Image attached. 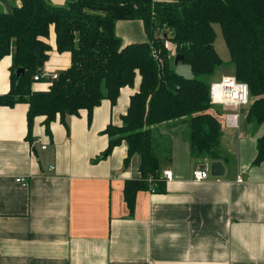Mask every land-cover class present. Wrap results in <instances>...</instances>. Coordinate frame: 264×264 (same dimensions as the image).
Returning <instances> with one entry per match:
<instances>
[{"label": "crops", "instance_id": "obj_1", "mask_svg": "<svg viewBox=\"0 0 264 264\" xmlns=\"http://www.w3.org/2000/svg\"><path fill=\"white\" fill-rule=\"evenodd\" d=\"M19 6L20 0H0V12ZM114 32L123 45L147 41L138 19L116 21ZM53 36L46 41V75L70 66V54L57 52ZM10 66L9 56L1 59L0 96L10 89ZM139 84L136 76L114 106L103 100L90 118L81 111L63 124L57 116L50 134L43 116L28 132L27 104L0 106V264H264V162H254L264 126L247 122L248 106L238 128L222 125L221 177L210 175L215 160L191 155L186 120L156 127L158 174L170 171L172 179L161 178L162 192L138 191L132 209L124 185L139 175L135 158L123 167L126 144L95 161L108 145L103 131L121 124ZM49 86L39 82L32 90ZM212 111L223 112L219 105ZM201 169L209 177L194 181Z\"/></svg>", "mask_w": 264, "mask_h": 264}, {"label": "trees", "instance_id": "obj_2", "mask_svg": "<svg viewBox=\"0 0 264 264\" xmlns=\"http://www.w3.org/2000/svg\"><path fill=\"white\" fill-rule=\"evenodd\" d=\"M133 19L143 22L147 41L123 45L115 23ZM214 25L220 28L232 76L247 85L253 99L246 120L264 126V0H66L63 6L20 0L19 7L0 12V61L11 58L10 89L0 96V106L27 104L28 132L43 116L50 134L57 116L65 124L66 117L81 111L90 118L103 100L114 106L120 90L139 76L138 92L130 97L121 124L103 131L108 145L95 159L106 158L122 143L127 147L123 167L138 159L139 176L126 181L123 191L132 209L138 191L164 190L153 135L159 125L186 120L191 155L221 159L223 112L213 113L207 81L223 65L214 49ZM50 27L57 52L70 54V66L56 79H40L50 83L49 89L33 91V77L42 72L51 50L46 42ZM173 54L183 56L193 78L174 72ZM19 68L24 75L16 79ZM254 162H264V128Z\"/></svg>", "mask_w": 264, "mask_h": 264}, {"label": "built area", "instance_id": "obj_3", "mask_svg": "<svg viewBox=\"0 0 264 264\" xmlns=\"http://www.w3.org/2000/svg\"><path fill=\"white\" fill-rule=\"evenodd\" d=\"M57 76V73L46 75L41 72L35 75L33 80L36 82L40 81L42 78H50L53 80L56 79ZM209 97L212 105H219L224 110L222 125L227 128H238L241 110L250 104V96L247 85L238 82L232 75L222 76L219 81L211 84ZM41 148L45 149L46 147L43 145ZM208 177L209 173L206 169L197 170L193 175L194 181L197 182L207 179ZM161 178L164 181H170L172 179V174L170 171H164ZM15 181L17 183H21L23 186L26 185L24 180L21 178H17ZM237 181L240 180L237 179ZM151 192H154V188L152 187Z\"/></svg>", "mask_w": 264, "mask_h": 264}, {"label": "rangeland", "instance_id": "obj_4", "mask_svg": "<svg viewBox=\"0 0 264 264\" xmlns=\"http://www.w3.org/2000/svg\"><path fill=\"white\" fill-rule=\"evenodd\" d=\"M65 3H66V1H65ZM55 6H57V5H55ZM214 29H215V33H216V37H215V41H214V49L216 50L218 56L220 57L223 65H222V68L218 69L212 77L207 78V81L209 83H214V82L219 81L222 76H226V75L228 76V75L233 74V68L229 64V54H228L227 48L224 44L222 35L220 33L219 26L214 25ZM50 33H51V36L54 37L53 36L54 31H53L52 27H50L49 35H48V38L46 39V41L48 43L50 42V39H51ZM174 58H175V56H172L171 61H170V63L172 64L174 72L177 75L185 77V78H193V74L190 70V67L186 63H183V62H179L177 65H174ZM39 82L33 83L32 86L34 84H38ZM44 82L47 84L49 83L48 81H44ZM221 110L224 111L222 109V107H221ZM137 165H138V159H135L134 166L137 167Z\"/></svg>", "mask_w": 264, "mask_h": 264}, {"label": "water", "instance_id": "obj_5", "mask_svg": "<svg viewBox=\"0 0 264 264\" xmlns=\"http://www.w3.org/2000/svg\"><path fill=\"white\" fill-rule=\"evenodd\" d=\"M182 60H183L182 55H176L174 58V65H177ZM21 75L22 76L24 75V71L22 69L19 68V69L15 70L16 79H19ZM209 171H210L211 176H214V177L223 176V174H224L223 163L220 161H211L209 163Z\"/></svg>", "mask_w": 264, "mask_h": 264}]
</instances>
